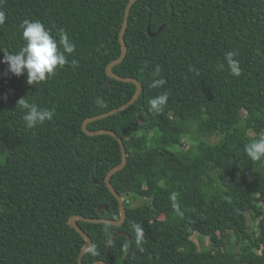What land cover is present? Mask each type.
<instances>
[{
  "label": "trees",
  "instance_id": "trees-1",
  "mask_svg": "<svg viewBox=\"0 0 264 264\" xmlns=\"http://www.w3.org/2000/svg\"><path fill=\"white\" fill-rule=\"evenodd\" d=\"M127 2L0 3L6 15L0 49L15 53L23 47L24 20L42 22L57 38L63 30L76 46L66 54L68 63L38 85H29L26 74L5 75L7 65L0 63V97H7L0 98V141L6 146L0 264H77L84 238L69 225L70 216H120L104 182L121 162L120 144L109 134H86L82 121L135 92L133 82L106 73L121 52ZM148 24L151 32L161 29L150 36ZM124 40L126 54L112 70L137 78L141 92L130 106L87 127L111 129L122 139L126 163L110 182L124 197L126 217L120 226L77 220L97 248L95 254L86 251L82 263L264 264V159L252 161L245 153L247 143L264 135V0H136ZM228 51L240 62L239 77L228 70ZM157 64L166 84L152 89ZM165 91L162 111L150 112L147 101ZM22 97L54 109L53 119L26 128L16 107ZM211 136L217 141L205 138ZM173 192L182 214L171 206ZM127 197L146 201L132 205ZM99 205L105 207L100 212ZM248 214L256 220L253 228ZM134 223L144 231L143 251L135 244ZM105 225L111 236L124 232L109 249ZM194 234L209 246L199 247Z\"/></svg>",
  "mask_w": 264,
  "mask_h": 264
},
{
  "label": "clouds",
  "instance_id": "clouds-1",
  "mask_svg": "<svg viewBox=\"0 0 264 264\" xmlns=\"http://www.w3.org/2000/svg\"><path fill=\"white\" fill-rule=\"evenodd\" d=\"M2 2L3 0H0V3ZM5 20V12L0 10V25H3ZM20 28L22 29L21 35L24 41L23 47L15 53L0 49L3 52L0 63L7 65L5 75L11 74L19 77L26 74L29 85H38L52 76L58 67H63L68 63L66 54L70 55L73 53L76 46L63 30L59 31L57 38L40 21L24 20ZM235 55L236 53L233 51H228L224 55V60L230 74L239 77L242 69L240 62L234 58ZM73 66H75L74 62ZM224 66V64L219 65L220 68ZM161 72V66L157 64L151 73L153 79L149 85L150 88L157 89L166 84V80L161 75ZM0 98L6 99L7 97L5 95ZM168 99L169 94L166 91L150 98L147 101L149 111L153 113L161 112L163 106L168 102ZM97 104L103 106V101L98 98ZM16 107L22 110V119L25 127L28 129L43 125L45 122L51 121L54 116V109L41 108L36 103L29 102L26 97L20 98L17 101ZM245 153L252 161L264 159V135H261L259 138H254L250 143H247L245 145ZM170 199L172 201L171 206L176 213L182 214L180 206L177 203V194L175 192L171 194ZM132 227L136 233L135 244L140 251H143L141 247L144 240L143 228L136 223ZM103 231L106 242H110V227L105 225ZM86 251L90 254H95L97 248L94 244H89L86 247Z\"/></svg>",
  "mask_w": 264,
  "mask_h": 264
},
{
  "label": "water",
  "instance_id": "water-1",
  "mask_svg": "<svg viewBox=\"0 0 264 264\" xmlns=\"http://www.w3.org/2000/svg\"><path fill=\"white\" fill-rule=\"evenodd\" d=\"M135 1L136 0H128V2L126 4V7H125L123 21H122V25H121V28H120V31H119V41H120V44H121V52H120V54H119V56L117 58H115L114 60L110 61L107 64V66H106V73H107V75L109 77L115 78V79L120 80V81L133 82L135 84V86H136L135 92L131 96V98L129 100H127L125 103H123V104H121V105H119V106H117L115 108H112L111 110H108L106 112L99 113V114H96V115H93V116H89V117L85 118L82 121V130L86 134H88V135H96V134H101V133L109 134V135L113 136L118 141V143L120 144V147H121V162L119 164L113 166L112 168H110L108 170V172L106 173L105 178H104V182H105L106 186L108 187L110 192L115 196V198H116V200H117V202L119 204L120 216H119L118 219L103 218V217H88V216H84V215H81V214H75V215L70 216L69 225L71 227H73L84 238V244L81 246V248H80V250L78 252L77 264H83L82 263V258H83L84 253L86 252V247H87V245L92 244L91 243V238L89 237V235L77 223L78 219L79 220H83V221H87V222H106V223H109V224H112V225H115V226H120L124 222L125 217H126V211H125V205H124V197L121 196L115 190V188L112 186V184L110 182L111 175L113 173H115L116 171L120 170L121 168H123L125 163H126L127 152H126V149H125L124 144L122 142V139L116 134V132H114L111 129H107V128L89 129L87 127V124L89 122H91V121L103 118L105 116H108L110 114H113V113H115V112H117L119 110H122V109L130 106L138 98V96H139V94L141 92L142 86H141V83L138 81L137 78L131 77V76H121V75L115 73L112 70V67L115 64L121 62L123 60L125 54H126V43H125V40H124V31H125V29L127 27L128 16H129V12H130L131 6L133 5V3ZM160 29H161V27L157 30V32H159ZM157 32H151L149 24L147 25V33L150 36L156 35ZM94 182H96V181L94 180ZM103 208H105L103 205H99L97 207V211L100 212ZM122 233H124V232L119 230V231L115 232L111 236L110 242L108 243V246H107V249H109V247L111 246V243H112L114 237L116 235L122 234ZM91 264H110V263L107 262L106 260L101 259V260H95Z\"/></svg>",
  "mask_w": 264,
  "mask_h": 264
},
{
  "label": "rangeland",
  "instance_id": "rangeland-1",
  "mask_svg": "<svg viewBox=\"0 0 264 264\" xmlns=\"http://www.w3.org/2000/svg\"><path fill=\"white\" fill-rule=\"evenodd\" d=\"M244 114V112H243ZM200 135L194 136V137H190V138H199ZM209 142L213 143L215 141H217L218 136H211V137H205ZM187 140V139H186ZM190 144V142H187L186 145L188 146ZM170 149H175V147L171 146L169 147ZM6 156V146L4 144V142L0 141V162H2L5 159ZM130 201V203L132 205H137L140 203H143L146 201V199H142V198H133V197H127ZM255 221L253 220L250 215L248 214V224L250 226V228H253L255 225ZM192 239L198 244L199 247L201 248H206L209 246V241L201 234H194L192 236Z\"/></svg>",
  "mask_w": 264,
  "mask_h": 264
},
{
  "label": "built area",
  "instance_id": "built-area-1",
  "mask_svg": "<svg viewBox=\"0 0 264 264\" xmlns=\"http://www.w3.org/2000/svg\"><path fill=\"white\" fill-rule=\"evenodd\" d=\"M128 201V200H127Z\"/></svg>",
  "mask_w": 264,
  "mask_h": 264
}]
</instances>
